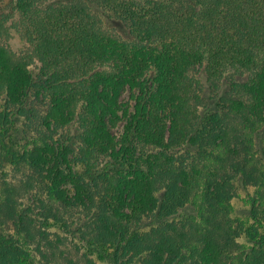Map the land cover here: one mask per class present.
<instances>
[{"label":"trees","instance_id":"obj_1","mask_svg":"<svg viewBox=\"0 0 264 264\" xmlns=\"http://www.w3.org/2000/svg\"><path fill=\"white\" fill-rule=\"evenodd\" d=\"M74 1L15 0L41 73L35 80L0 47V97L18 105L0 112V145L15 131L23 145L14 158L37 174L28 183L42 179L57 213L76 205L63 188L77 182L73 162L89 181L106 184L85 234L114 241L118 252L127 245L121 220L153 213L160 226L186 227L136 240L132 263L264 264V211L257 209L264 206V0H101L113 15L111 31L91 0ZM128 85L139 95L119 147L112 129ZM206 89H213L210 103ZM32 90L35 100L51 101L38 125L25 115ZM62 127L80 131L76 147L61 137L56 143ZM251 183L248 215L232 218L234 185ZM31 187L4 191L2 220L19 218L16 198ZM235 221L246 245L235 237ZM27 246L0 228V264H32Z\"/></svg>","mask_w":264,"mask_h":264},{"label":"rangeland","instance_id":"obj_2","mask_svg":"<svg viewBox=\"0 0 264 264\" xmlns=\"http://www.w3.org/2000/svg\"><path fill=\"white\" fill-rule=\"evenodd\" d=\"M82 1L75 0L74 4L78 6L85 5ZM91 2H87V5L94 9L95 12L99 11L97 15L101 17L104 27L111 31L112 23L110 17L113 15L104 8L101 0H91ZM0 47L8 51L14 60L26 67L29 73H33L35 80L37 79L41 73V65L35 58L32 48L27 43L23 33L19 14L15 10V0H0ZM142 81L149 84V80L147 79H143ZM39 84L37 92H43L41 79ZM34 94H36V91L32 90L28 96L25 115L30 118L32 124L38 125L37 123H40L41 119H44L49 112L51 101L49 99L43 101L35 100ZM138 95L139 87L137 85H128L121 93L120 109L118 112L121 121L112 129L119 147L123 145L127 119L134 112ZM202 95L205 103H210L208 102L209 98L205 99V97H213V89H206V92ZM216 102L215 104H213L214 102L210 104L212 111L218 109L214 106L217 105ZM17 106V103L10 100L6 94L1 95L0 112L5 110L16 111ZM35 110L38 111V115L33 114ZM34 116H39V118L35 119ZM23 123H25V120L21 119L17 123V126L22 127ZM14 132L11 130L9 134V136H13L12 139L7 137L3 145H0V200H2L4 191L11 190V187L16 188L18 194L20 193L19 189L27 184L32 187L28 194L20 196L21 198H16L18 201L16 216L19 218L6 222V220H2L4 215H1L0 228L4 232H9L12 236L14 235L24 248L25 243L28 244L27 249L32 255V264H137L136 261L134 263L130 261L132 257L130 245L136 240L150 236L156 230L168 229L167 226L169 225L179 229L182 227L186 228L183 224L173 220L169 225L160 226L156 222L154 214L148 213L140 221H136L134 218L124 219L117 225L118 229H121L125 233L127 239V245L125 248H121L119 252L116 250L114 241L104 243L96 233H94V238L90 239L85 234L87 231L86 227L93 225L95 221L94 215L97 212L96 207L100 205L102 198L109 194L108 186L104 183L95 184L89 181L85 177V169L80 165H75L73 162L70 170L74 177L78 175L77 182L72 184L70 180H66L63 188L67 193L68 199L76 205L71 206V212L68 214L64 210H60L61 212L57 213V208L53 201L47 198L45 188L43 184H40L42 179L32 184L28 183L30 177L31 179L36 178L37 174L26 167L19 159L14 158V155L21 152L23 145V142H19L15 138ZM54 135L57 144L62 143L61 139H65V142L68 143L66 144L67 146L70 143H74V147L79 144L80 131L70 133L67 128L62 127ZM52 163L54 164L56 161ZM254 193L255 185L252 183L249 184L247 189H243L237 184L234 185L232 203L235 212H233L232 218H246L251 209L249 201L254 196ZM42 201H44V206L42 205ZM49 206H52L54 209H49ZM257 209L260 212L264 211V206H259ZM8 211L6 215H10L13 212L11 210ZM56 213L61 222L57 221L53 216ZM2 222L3 224L9 223L12 227L10 225L5 226ZM16 224L21 225L19 231L13 227ZM232 229L239 244L246 245L245 232L238 221L233 223ZM29 238L32 240H29ZM116 253L117 256L114 258L113 255Z\"/></svg>","mask_w":264,"mask_h":264}]
</instances>
